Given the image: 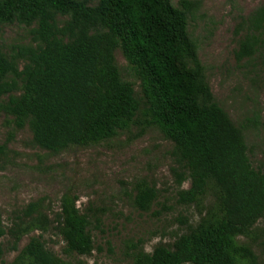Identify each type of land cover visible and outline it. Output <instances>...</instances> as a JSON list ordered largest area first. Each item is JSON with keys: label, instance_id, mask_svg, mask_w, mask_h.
Listing matches in <instances>:
<instances>
[{"label": "trees", "instance_id": "16d2710c", "mask_svg": "<svg viewBox=\"0 0 264 264\" xmlns=\"http://www.w3.org/2000/svg\"><path fill=\"white\" fill-rule=\"evenodd\" d=\"M12 23L28 27L32 43L0 48V111L28 128L34 146L58 153L140 125L157 127L172 144L175 202L194 206L199 218L179 216L184 231L151 252L142 239L124 241L129 264H260L252 244L264 220V170L250 161L244 126L214 100L183 11L171 0H0V25ZM238 25L236 61L257 58L264 67V5ZM117 49L137 91L122 77ZM128 195L134 210L149 212L158 191L139 179ZM77 199L67 191L53 211L40 198L14 212L8 226L0 219L9 250L29 236L7 264H70L46 247L48 232L64 242L65 256L91 255L90 227L100 219Z\"/></svg>", "mask_w": 264, "mask_h": 264}, {"label": "rangeland", "instance_id": "374dc122", "mask_svg": "<svg viewBox=\"0 0 264 264\" xmlns=\"http://www.w3.org/2000/svg\"><path fill=\"white\" fill-rule=\"evenodd\" d=\"M187 18V33L196 45L214 100L233 123L243 125L248 155L254 167L264 170V67L259 59L237 62L234 51L242 18L264 5V0H171ZM64 18L58 17L62 21ZM29 28L18 23L0 25V48L10 53L31 44ZM115 61L123 79L138 90L139 81L120 49ZM27 127L17 129L10 117L0 111V219L9 218L27 203L43 198L56 211L63 193L72 192L82 212L100 219L98 228L90 227L95 249L88 256L63 254L64 242L53 233L43 235L48 249L70 264H129L124 241L142 239L151 252L158 243H172L184 231L177 218L190 223L198 218L194 206L176 204L175 182L170 168L172 144L157 127L140 125L116 137L89 146H71L49 153L31 142ZM146 179L158 191L156 204L149 212L132 208L129 192L134 182ZM185 181L182 188H188ZM256 231L260 236L252 244L260 264H264V220ZM35 234H39L35 232ZM24 236L16 250H9L6 236L0 237V264H7L27 243ZM246 241L244 238H240Z\"/></svg>", "mask_w": 264, "mask_h": 264}]
</instances>
